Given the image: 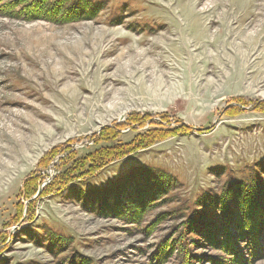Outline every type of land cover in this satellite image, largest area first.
<instances>
[{"label": "rangeland", "instance_id": "rangeland-1", "mask_svg": "<svg viewBox=\"0 0 264 264\" xmlns=\"http://www.w3.org/2000/svg\"><path fill=\"white\" fill-rule=\"evenodd\" d=\"M70 1H89L99 17L0 14V264H264V248L255 257L234 226L241 214L258 225L249 215L264 201V112L251 106L264 101V0ZM134 115L150 119L112 144L160 126L193 131L89 174L105 146L93 137ZM67 149L78 155L61 167ZM144 167L174 177L171 190L133 178ZM254 180V198H241ZM26 184H40L30 199ZM225 188L236 193L233 223L215 209ZM192 218L218 231L215 242L188 229Z\"/></svg>", "mask_w": 264, "mask_h": 264}, {"label": "trees", "instance_id": "trees-1", "mask_svg": "<svg viewBox=\"0 0 264 264\" xmlns=\"http://www.w3.org/2000/svg\"><path fill=\"white\" fill-rule=\"evenodd\" d=\"M98 10H99L98 7L94 5L92 8L89 1L83 4L79 2L76 5L75 3H72L70 0H18V1L11 2V3L6 0H0V14L3 16H6L8 18L22 19V20H44V21H49V22L57 23V24H68V23L77 22L80 20H85V21L92 20L93 21L99 17ZM251 106H252L253 111L264 112V101L255 102L251 104ZM145 119H150V116L145 115L143 117H140V115H134L130 117V119L128 120L129 123L128 122L118 123L113 127H106L103 129V131L99 135H95L93 139H96V142L102 141L103 143H105V146L99 151L93 153L89 157L91 158L93 156V159L91 160V163L89 164L88 173L95 175L99 173L103 167L106 166V165L98 166L99 163H102V162L110 163L115 160H121L122 158L129 156L131 154H134L140 150H146L150 148L151 145H153L155 142L159 140L165 139L170 136L186 135V134L192 133L193 131V128L186 126L185 124H182L179 126L177 124L173 128H170L169 125H168L169 127L160 126V129H155V130L147 132L146 134L138 135V137L132 143H128L124 145L123 144H112L120 136L119 134L121 133V130L130 128V127H133L132 129L137 130L138 126L142 127V124L145 121ZM77 155H78L77 151L75 150L71 151L67 149V151H65L64 156L61 158L60 166L61 167L64 166L68 161H70L73 157ZM138 174L139 175L142 174L143 176H145V178H151V177L155 178L156 183H158V185L161 182L160 179L165 180L164 182H162V185L166 186L164 189H170L173 186L174 177H172L169 173L165 171L158 170V169H152L151 167H147V168L144 167L137 174H135L133 178H136ZM69 176L70 175L68 173L58 175L55 178V180L56 179L57 180L55 184L53 185V187L58 188L61 182H66V180L69 179ZM255 182L256 180H254L248 186L247 184L241 183L242 185V187L240 188L241 198L243 197V194L250 198H254L252 195L249 196L248 194L252 193L249 187L254 185ZM39 188H40V184L35 187L31 186V184H26L24 186V192L26 194H31V196L29 197L30 199L37 193ZM254 188L255 186H252V189ZM227 190L228 188H225V191H223L220 196V199L223 201V204L219 203L218 205H215V209L216 208L219 209L220 216L223 220L226 221V223L227 222L233 223L234 222L233 217H232V222L230 221V214L232 216L234 212L233 197H236V193L234 192V188L231 189L230 191H227ZM30 191L32 193H30ZM48 191L49 190L46 187L44 191H42L43 193L41 196L46 194ZM111 191L112 190H106L103 192H105L107 195H111ZM150 193H151V196L154 195L153 190H149L147 191V193H144L146 195L145 199H142V195H140V198H139L140 201L138 200V198H136L135 202L138 203V206L132 209L130 220H137L139 216L142 217V212H144L143 208H145V205L148 202V200L150 201L149 199ZM214 201L216 203L217 197L215 198ZM255 203L256 205H260L262 207L257 208L255 214L249 215V216L254 221H256L258 225L254 226L252 229L249 227H246V224L244 225L242 223L247 221L246 217L248 218V216L241 214L240 216L241 224H237V225L234 224V226L238 228L239 236L241 238H246L248 240L245 246V249H248L251 253L255 255V257H258L261 254L262 249L264 248L263 244H261V237L264 234V201H261L260 199H258L255 201ZM195 205L197 207V203ZM239 206L241 207V205ZM21 212L23 213V210H21ZM187 226H188V229L191 228L190 230H193L192 232H194L195 236H198V234L200 233L202 234L201 236L203 237L207 236V238L209 235L210 236L209 239L212 240L213 242H215L214 241L215 238L217 239V236L215 237L214 232H218V231L214 229L209 231V228L206 230L205 223H203L202 221L192 218L189 224H187ZM230 227H231L230 224L226 226V228H230ZM193 228H196V229L194 230ZM234 228L235 227H233V229ZM3 235L0 234V240L3 239L4 237ZM237 237H238V234L235 236V238ZM229 238H227V242H225V246H227L226 250L233 253L232 246L228 242V240H230ZM6 243H7V236L3 240V242L0 243V247L4 246ZM184 250L185 249L181 247V251L185 252ZM182 256L185 257L184 259L192 257L189 255H185L184 253H182ZM236 259H244V258H242L241 255H237Z\"/></svg>", "mask_w": 264, "mask_h": 264}, {"label": "bare ground", "instance_id": "bare-ground-1", "mask_svg": "<svg viewBox=\"0 0 264 264\" xmlns=\"http://www.w3.org/2000/svg\"><path fill=\"white\" fill-rule=\"evenodd\" d=\"M2 176H3V175H2V174H0V178H1V179H2Z\"/></svg>", "mask_w": 264, "mask_h": 264}]
</instances>
